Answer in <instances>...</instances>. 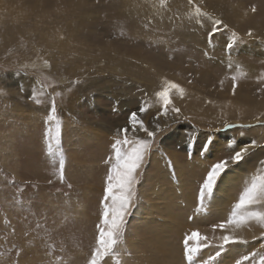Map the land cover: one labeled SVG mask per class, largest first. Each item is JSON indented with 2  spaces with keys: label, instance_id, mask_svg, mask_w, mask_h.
Listing matches in <instances>:
<instances>
[{
  "label": "rangeland",
  "instance_id": "obj_1",
  "mask_svg": "<svg viewBox=\"0 0 264 264\" xmlns=\"http://www.w3.org/2000/svg\"><path fill=\"white\" fill-rule=\"evenodd\" d=\"M205 3L238 34L231 50L225 47L231 31L217 33L209 45L211 23L196 24L187 0H166L164 7L160 0H0V89L6 91L0 93V264H13L18 249L20 264H86L102 212L111 142L142 102L148 111L141 118L152 127L160 108L155 92L165 80L185 89L183 98L173 96L181 114L159 118L163 131L147 159L124 238L107 264H182L186 232L223 234L211 226L227 218L258 167L260 151L228 172L232 179H223L199 213L198 185L204 166L225 156L229 141L237 148L252 139L264 144V127L224 130L225 121L254 124L264 112V90L258 91L264 88L258 81L264 74V0ZM249 29L254 38L246 35ZM237 68L243 73L239 97L231 100ZM34 89L43 92L39 105L29 99ZM53 96L58 140L45 135ZM221 103L252 106L256 111L247 117L253 120H226ZM209 136L212 150L201 158ZM58 153L66 161L63 183ZM240 229L251 230L241 236L250 243L228 246L217 264L264 251L251 239L259 235L258 225ZM209 254L214 250H203V258Z\"/></svg>",
  "mask_w": 264,
  "mask_h": 264
},
{
  "label": "snow or ice",
  "instance_id": "obj_2",
  "mask_svg": "<svg viewBox=\"0 0 264 264\" xmlns=\"http://www.w3.org/2000/svg\"><path fill=\"white\" fill-rule=\"evenodd\" d=\"M166 0H160L161 7H164ZM190 9L188 15L195 19V23L204 27V20L211 23V30L207 32L208 43L211 46L217 33L231 31L225 21L219 17H214L206 9L205 0H187ZM250 11L255 13L256 6H252ZM151 21L145 24L148 28ZM246 35L250 38L255 37V33L249 29ZM235 31H231V36L226 44V49L231 50L234 43L239 40ZM208 53L205 52V56ZM45 66L48 62L45 61ZM231 67V64H229ZM16 76L20 73L16 72ZM243 75L237 68V74L231 77L232 94H236L239 77ZM258 81L264 84V74L258 77ZM191 83V81H189ZM221 85L223 81L220 82ZM264 90L258 89V91ZM23 91V88H21ZM0 93L6 94V91L0 89ZM174 94H179L181 98L185 95V89L178 83L165 80L159 91L155 92L160 108L156 116L152 117L153 125L149 127L142 118L141 114L148 111L146 102H142L138 111H131L127 115L126 124L117 129L114 139L111 142V155L105 163L108 165L107 174L104 179L103 197L100 200L102 212L99 216V222L95 225L94 246L91 247L90 254L86 264H107L106 258L114 256L116 246L121 242L125 235V229L128 217L132 211L136 199L138 198V185L141 183L142 175L146 168L147 159L150 157L153 147L156 144V138L163 131L159 124L160 116H167L169 112L175 113L177 118L181 114L180 107L174 103ZM39 95H43V92ZM34 89L29 96L37 105L42 101ZM56 95H60L56 93ZM115 110V109H114ZM264 113L254 117V124H231L225 121L224 130L231 128H253L256 126L264 127V120L261 119ZM44 124L47 125L45 135L50 140H58L60 136L61 121L57 116V102L55 96L51 97L50 108L44 118ZM143 134L141 136L140 134ZM244 135V133H241ZM236 141H229V151L223 157H217L204 166L200 177L197 195V209L199 213L206 207V201H211L215 192L228 172L239 167L242 163H249L256 150L260 151V156H256L258 167L251 175L250 181H246L240 191L238 199L231 205L230 213L227 218L217 224H213L212 230L220 229L223 234L210 238L203 235L199 230L186 232L182 239V264H217V258L225 252L228 246L245 245L250 242L248 239L236 235V229L241 226H250L253 223L261 229L259 235H253L252 241H260L259 249L264 250V144L258 143L255 139L251 141L239 142V147H234ZM213 145V138L209 136L199 149L201 158H207ZM51 144L48 146V152L51 153ZM59 156V180L65 181V158L62 153ZM193 153L189 151L188 158L191 160ZM169 167L172 165L169 163ZM175 174L174 167L172 168ZM51 183V181H49ZM71 187V185H69ZM187 219L192 221L193 216ZM211 248L214 255L209 254L203 258V250ZM17 259L13 264H20L19 258L22 256V250H17ZM59 260V258H57ZM235 264H264V251L253 250L247 255H240L235 260Z\"/></svg>",
  "mask_w": 264,
  "mask_h": 264
},
{
  "label": "bare ground",
  "instance_id": "obj_3",
  "mask_svg": "<svg viewBox=\"0 0 264 264\" xmlns=\"http://www.w3.org/2000/svg\"><path fill=\"white\" fill-rule=\"evenodd\" d=\"M159 18V17H158ZM165 20V19H164ZM239 97L238 93H236L235 95L231 96V100L235 99ZM223 108L225 109V111L227 112L225 114V116L223 115V118L229 119L231 117H235L237 116L239 119L241 120H245V118L247 116H249L250 114H252L253 112H255L256 110H254V108L252 106H249L248 108H240L237 104H227V103H221ZM222 109V108H221ZM223 113V112H222ZM264 113V112H262ZM220 114V113H219ZM261 114V113H260ZM259 114V115H260ZM211 116V115H210ZM217 116V115H216ZM222 117V116H221ZM262 118H264V116H261ZM217 119V118H216ZM247 120H253V116L251 117H247ZM222 123V121H220V124ZM221 139V138H220ZM232 179V174L228 173L227 176L224 178V180H231ZM230 182V181H229ZM231 183V182H230ZM229 198V197H228ZM222 204V202H221ZM225 213V212H223ZM251 231V230H250ZM246 232L243 229L237 228L236 229V235L237 236H242V235H250L252 232ZM221 233V232H220Z\"/></svg>",
  "mask_w": 264,
  "mask_h": 264
}]
</instances>
